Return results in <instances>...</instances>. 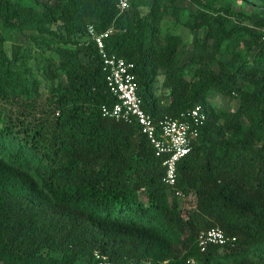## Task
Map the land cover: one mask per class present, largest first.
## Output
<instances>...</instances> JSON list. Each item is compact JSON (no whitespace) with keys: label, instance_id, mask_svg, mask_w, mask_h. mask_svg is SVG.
<instances>
[{"label":"trees","instance_id":"1","mask_svg":"<svg viewBox=\"0 0 264 264\" xmlns=\"http://www.w3.org/2000/svg\"><path fill=\"white\" fill-rule=\"evenodd\" d=\"M54 1L53 6L42 2L38 12L0 0L3 26L54 34L43 23L56 13L69 35L57 51L58 64L47 59L42 65L52 81L65 78V84L48 88L45 118L16 119L20 126L15 130L0 115L1 254L22 264H73L86 253L92 264L95 250L114 264H186L190 257L202 264H264L263 34L246 26L233 29L249 34L252 44L218 75L200 76L194 88L176 65L180 38L168 36L161 43L153 12L143 19L130 9L120 12L117 0ZM89 25L96 33L112 30L104 47L134 64L143 108L155 119L178 116L195 105L208 110L203 99L208 88L239 97V113L251 122L247 138L217 149L210 135L228 128L230 121L219 126L208 110L190 153L177 165L175 189L194 199L193 209L182 208L181 197L162 182V159L138 126L102 117L101 107L113 98L87 34ZM3 43L0 33V100L18 91L21 112L30 115L37 108L33 93L38 83L24 81L25 59L17 52L8 55ZM160 70L162 87L184 99L173 113L163 114L155 100L153 84ZM244 73L258 76L256 92L239 88L237 79ZM214 227L237 241L201 253L196 237ZM42 250L63 255L44 258Z\"/></svg>","mask_w":264,"mask_h":264},{"label":"rangeland","instance_id":"2","mask_svg":"<svg viewBox=\"0 0 264 264\" xmlns=\"http://www.w3.org/2000/svg\"><path fill=\"white\" fill-rule=\"evenodd\" d=\"M21 8H33L38 12L43 11L42 2L55 5L54 0H10ZM139 12L143 19H148L152 12L159 18L157 22L159 29V40L165 43L168 36L180 38L178 46L176 65L182 67V77L190 82L195 88L200 76L218 75L225 68V63L234 60L235 55L243 53L252 44V37L244 32L234 33L233 29L248 27L250 30L261 32L264 37V0H134L130 7V13ZM43 27L52 31L40 33L33 28L16 29L5 27L0 21V33L4 38L3 48L5 52L16 53L24 60L25 82L36 81L37 92L33 93L36 109L30 115L21 112L20 106L22 96L17 91L3 100H0V115L4 120L15 124V130L20 125L16 119H26L33 122L37 119L43 120L47 110L48 88L57 82L65 84L63 76L51 80L50 75L44 72L43 63L47 59L58 64V49L63 47V41L69 40L62 20L55 17L52 21L44 22ZM223 33V35H222ZM83 38H81L82 40ZM75 40V38H71ZM264 41V39H262ZM85 61V59H83ZM252 70H248L251 73ZM258 76L242 74L237 79L241 90L256 92L259 88ZM164 71L157 73L153 92L158 108L163 114L173 113L181 109L184 99L180 94H173L170 89L162 87ZM33 89V88H32ZM208 110L217 119V125L222 126L225 121H230L228 128L215 132L211 137V143L217 149L223 148V142L239 141L247 138L251 128L250 120L239 113V97L232 94L223 97L212 88L204 92L203 97ZM22 114V115H21ZM236 115H238L236 117ZM249 140L255 145L253 138ZM208 142V140H207ZM257 146V144L255 145ZM182 208H194L192 197L181 196ZM41 255L45 258L60 259L62 253L59 251L42 250ZM73 263V262H72ZM0 264H22L10 257L1 254ZM73 264H91L89 254L78 257ZM162 264H167L164 262ZM186 264H202L195 257H190ZM213 264H223L216 263ZM224 264H234L227 261Z\"/></svg>","mask_w":264,"mask_h":264},{"label":"built area","instance_id":"3","mask_svg":"<svg viewBox=\"0 0 264 264\" xmlns=\"http://www.w3.org/2000/svg\"><path fill=\"white\" fill-rule=\"evenodd\" d=\"M134 0H117V9L125 12L130 9ZM112 33L107 30L96 33L94 27H87V34L97 49L106 88L113 98L110 105L101 107L103 118L126 124H136L152 148L155 157L162 159L164 175L162 182L175 195L181 197V192L176 188L177 165L191 151L194 142L199 136L200 129L208 119V110L195 105L180 113L178 116L164 115L153 118L142 105V98L138 92L135 67L116 54L108 53L104 47V41ZM264 39V37L262 38ZM235 236H228L218 228L202 230L196 237L199 251L204 253L209 247L234 246ZM92 264H114L108 256L100 251H93Z\"/></svg>","mask_w":264,"mask_h":264}]
</instances>
